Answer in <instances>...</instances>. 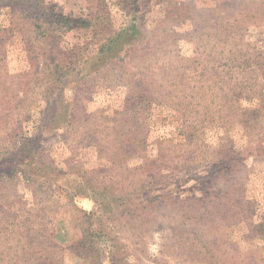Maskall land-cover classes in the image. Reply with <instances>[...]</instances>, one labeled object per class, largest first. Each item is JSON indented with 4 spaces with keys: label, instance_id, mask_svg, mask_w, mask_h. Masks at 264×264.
Listing matches in <instances>:
<instances>
[{
    "label": "rangeland",
    "instance_id": "1",
    "mask_svg": "<svg viewBox=\"0 0 264 264\" xmlns=\"http://www.w3.org/2000/svg\"><path fill=\"white\" fill-rule=\"evenodd\" d=\"M253 1L0 0V264H87L74 204L96 212L99 264H264V120L241 117L258 96L235 101L228 61L232 37L254 44L243 55L264 86V18L237 15ZM38 9L94 22L39 36ZM132 23L120 59L84 69ZM56 66L61 85L49 84ZM60 98L75 100L73 126ZM130 103L143 125L109 121ZM111 128L116 141L145 137L138 157L107 159L119 151Z\"/></svg>",
    "mask_w": 264,
    "mask_h": 264
},
{
    "label": "trees",
    "instance_id": "2",
    "mask_svg": "<svg viewBox=\"0 0 264 264\" xmlns=\"http://www.w3.org/2000/svg\"><path fill=\"white\" fill-rule=\"evenodd\" d=\"M254 0L251 2L249 8H244V10H238L237 15L241 14L240 12H246L245 14H242L243 17H250L249 21H251L250 24L257 25L260 22H262V19L264 18V0H260L262 3H255ZM36 6H31L30 9H34ZM27 12V11H26ZM33 15V26L32 30L37 32L39 36L46 35L47 33L51 31H55L56 33H62V32H67L70 31L74 26L77 27H82V28H88L89 25L88 23H93L94 19H85V21L82 20H71L67 16L61 15V14H56L54 13L53 9H43L40 10L38 9L36 11V14L30 13L29 17H32ZM233 18V16H232ZM245 24L239 26L241 30H243V26ZM233 31L232 33H236V27H232ZM217 31V30H216ZM139 36V30L134 23L130 24L128 27L120 29L117 32L112 33L111 35L103 38L95 51V54L91 57H88L84 60L83 65H85L84 69L86 70H94L96 68H102L109 64L112 60L114 59H120L118 58L120 55L121 50L123 49L124 45L129 44L131 41H135L138 39L137 37ZM242 36V35H241ZM239 47V55L236 53L237 48ZM200 49V46L198 47ZM255 49V45L251 44V42L247 41L246 44H235L233 42V37H232V48H230V55L231 57L229 58V63L232 64V74L234 75V68L236 70H239V75H240V82L238 85H233L234 89V95L233 97L236 99L235 101L238 102L240 98H247L250 99L251 96H258V106L257 108L254 109H245L243 113H241V117L244 119V121H248L250 119H253L254 123L260 124L261 121L264 120V86H259V81H258V76L254 75L255 68L254 64L250 65V62L252 61L251 56L249 55L248 57L244 56L243 54H246V52L253 51ZM241 54V55H240ZM237 61V62H236ZM48 78L52 80L49 84H58L61 85L63 84L62 79L67 76L66 70H62L61 67L57 66L55 67V70L47 74ZM53 88V87H52ZM51 88H46V94L43 95V97L48 96V92L50 91ZM256 90H259L257 92ZM142 91V90H141ZM147 92V91H145ZM148 93V92H147ZM139 101V104H143L145 108H147V105H150V102L154 99H151L150 96H139L135 93L132 95V98L129 101ZM235 102V103H236ZM56 106L62 107L64 109L63 111V116H62V124L65 123L64 120L67 119L68 125L73 126L74 120L70 119V111L73 107V104H75V100L72 102H64L62 98H60L58 101L55 102ZM138 104V105H139ZM128 109L125 111H120L116 112L112 117H110L109 121L111 123L118 124L119 121H121L120 125L122 127L129 126L130 124H135L138 129L140 127L141 123L137 124L138 122L142 121L140 119V115H143L145 112L143 107H138L139 110H135V107L133 105L127 104L126 106ZM249 111V114H245ZM77 117V116H75ZM81 120V117H80ZM241 122L242 119H239ZM247 122H245L246 126ZM64 125V124H63ZM249 125V124H248ZM112 129V128H111ZM135 129L134 131H136ZM113 133L115 137V142L118 143L119 151H116L115 153L112 152V154H106L107 159L109 161H113L112 163H119L122 159L124 158H132V157H138L139 152L136 151L137 148L138 150H143L145 147L146 139L145 137H138L134 136L136 134H133L128 137H122L123 140L121 141H116V132L115 129ZM113 136V135H111ZM124 136V135H123ZM112 145V144H111ZM109 145L110 147H112ZM234 154V155H233ZM232 155L234 158L232 159V164H239L242 162V160L239 161V154L234 153L232 151ZM139 169V168H137ZM81 188V187H80ZM77 189V188H76ZM82 189V188H81ZM87 189L82 191H86ZM93 190V189H92ZM200 191L199 189H196ZM108 190H106L107 192ZM69 192V198L74 199V194ZM75 195L80 193V190H76ZM110 194V193H107ZM120 200V199H119ZM189 200V199H188ZM166 201V198L160 199L158 202H164ZM96 206H100L101 203L97 204L95 203ZM157 204V201H152L149 204L145 205L142 207V209L146 210L150 206H154ZM77 204H74V209L76 211V219L79 223L80 229H81V243L84 242L83 246L89 251L90 254H88L87 257V264H99V262L102 259V254L104 252V247L102 246V242L100 240V235L98 232V229L93 228L94 221L96 220V212L94 213L93 211L90 210H84L82 208H79L76 206ZM137 210V208H136ZM117 255V252H116Z\"/></svg>",
    "mask_w": 264,
    "mask_h": 264
}]
</instances>
